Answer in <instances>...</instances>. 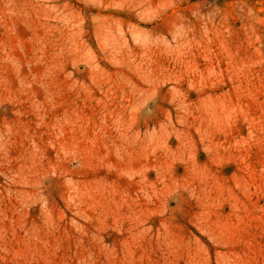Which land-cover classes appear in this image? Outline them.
<instances>
[{"label": "rangeland", "instance_id": "rangeland-1", "mask_svg": "<svg viewBox=\"0 0 264 264\" xmlns=\"http://www.w3.org/2000/svg\"><path fill=\"white\" fill-rule=\"evenodd\" d=\"M0 264H264V0H0Z\"/></svg>", "mask_w": 264, "mask_h": 264}]
</instances>
